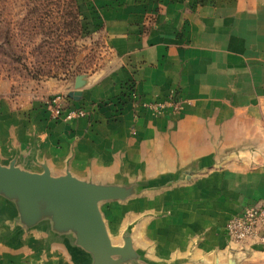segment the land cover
<instances>
[{
	"label": "crops",
	"instance_id": "obj_1",
	"mask_svg": "<svg viewBox=\"0 0 264 264\" xmlns=\"http://www.w3.org/2000/svg\"><path fill=\"white\" fill-rule=\"evenodd\" d=\"M194 2L109 0L100 11L111 70L24 105L0 103V162L136 188L101 204L114 243L132 237L138 258L125 264H264V244L232 242L225 229L264 202V0ZM172 93L185 103L179 114L143 106ZM56 96L60 117L49 105ZM78 108L87 114L65 117ZM201 158L192 180L177 179ZM136 199L146 201L113 227L105 206ZM0 264L97 262L74 232L49 215L23 224L17 203L0 194Z\"/></svg>",
	"mask_w": 264,
	"mask_h": 264
},
{
	"label": "rangeland",
	"instance_id": "obj_2",
	"mask_svg": "<svg viewBox=\"0 0 264 264\" xmlns=\"http://www.w3.org/2000/svg\"><path fill=\"white\" fill-rule=\"evenodd\" d=\"M245 0H195L198 4ZM109 0H0V103L24 105L46 97L78 76L105 74L114 64L101 9ZM111 203L105 211L113 227L125 209Z\"/></svg>",
	"mask_w": 264,
	"mask_h": 264
},
{
	"label": "water",
	"instance_id": "obj_3",
	"mask_svg": "<svg viewBox=\"0 0 264 264\" xmlns=\"http://www.w3.org/2000/svg\"><path fill=\"white\" fill-rule=\"evenodd\" d=\"M81 79L82 76L77 77L78 86ZM202 161L201 158L182 169L177 179L192 180ZM159 181L153 180L147 187H155ZM135 193L136 188L131 186L95 184L71 172L57 176L48 165H43L41 171H33L23 168L14 159L0 162V194L17 203L23 224L35 226L49 215L56 229L76 234L77 243L91 252L97 264H125L137 260L138 252L130 233L123 237V245L115 244L101 210L102 202L125 200Z\"/></svg>",
	"mask_w": 264,
	"mask_h": 264
},
{
	"label": "built area",
	"instance_id": "obj_4",
	"mask_svg": "<svg viewBox=\"0 0 264 264\" xmlns=\"http://www.w3.org/2000/svg\"><path fill=\"white\" fill-rule=\"evenodd\" d=\"M60 102L61 96H56L49 102L56 117H60L63 112ZM143 106L155 115H161L167 111L179 114L184 110L185 103L179 96L172 93L166 100L146 102ZM86 114L85 109L78 108L69 110L65 117L71 119ZM225 229L232 242L243 243L255 239L264 244V202L247 206L241 212L232 215L227 221Z\"/></svg>",
	"mask_w": 264,
	"mask_h": 264
}]
</instances>
